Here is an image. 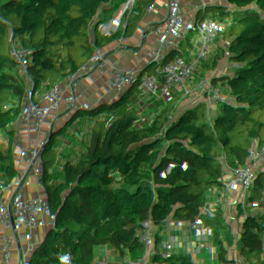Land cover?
<instances>
[{
  "label": "trees",
  "instance_id": "obj_1",
  "mask_svg": "<svg viewBox=\"0 0 264 264\" xmlns=\"http://www.w3.org/2000/svg\"><path fill=\"white\" fill-rule=\"evenodd\" d=\"M116 2L0 0V223L46 195L55 177L90 163L104 138L122 123L120 118L98 130L92 153L88 148L73 166L59 162L62 150L53 153L59 140L75 130L63 84L67 78L69 89L75 88L69 79L73 58L54 40L71 37L89 49L83 22L87 13L95 19L97 38L105 21L118 32L122 19L114 10ZM138 2L124 5L137 11ZM145 45L144 39L136 56ZM259 52L264 53V0L247 4L234 19L208 20L192 39V56L211 65ZM192 98L187 128L192 139L187 144L178 139L179 146L171 148L185 155L179 167L187 174L182 187L187 184L196 195L191 207L172 210L185 218L189 231L178 234L173 246L164 232L134 249L135 240L127 236L100 256L93 229L100 221L94 215L78 230L48 241L57 248L51 264H264V72L247 73L236 90L200 85ZM143 173L152 178L150 168ZM136 188L146 187L132 182L123 194ZM177 192L167 194V200ZM114 202L111 194L99 207Z\"/></svg>",
  "mask_w": 264,
  "mask_h": 264
},
{
  "label": "crops",
  "instance_id": "obj_2",
  "mask_svg": "<svg viewBox=\"0 0 264 264\" xmlns=\"http://www.w3.org/2000/svg\"><path fill=\"white\" fill-rule=\"evenodd\" d=\"M130 1L117 0L115 3L114 10L122 19V25L118 32H116L111 23L105 21L108 22V34L107 36L106 34L103 35L104 26L102 25L103 32L97 38L96 26L90 31L91 27L89 28L85 23L86 34L91 41V47L89 49L101 55L109 56L120 69L124 79H137L138 81L147 82L151 76L164 78L172 66V54L184 42L193 37L189 29L196 21L199 6L193 0H139L135 9L138 7L136 10L140 8L141 10L140 12H135V10H130L124 5V2ZM224 6L226 16L230 17L232 12L239 6L238 0H224ZM119 7L122 10L118 11ZM174 9L177 10L176 14L173 13ZM137 16H143L144 18L142 20L148 22L147 29H135L133 26L128 25L129 20L132 18L136 19ZM136 20L138 22L142 21L140 19ZM92 23L94 24V22ZM118 35L121 36L120 47L118 51L110 54V41ZM144 39L146 40L145 48L139 56H136V49ZM66 49L68 51V47ZM129 57L134 60L136 59L135 62L127 64L126 59ZM234 59L236 60L234 67L238 74L249 73L260 68V63L253 60L252 55ZM225 62V59L220 60L214 66L226 64ZM69 77L74 83L72 73ZM63 80L71 103V115L75 118V130L67 133L59 140L53 149V153L59 150L68 151L73 147L86 131L82 129H85L84 127H86L88 120L84 115L86 111L85 99L87 90L78 89L75 85L74 90H71L68 87V79L63 78ZM209 83V85L223 84V78L219 75L217 67H214L211 71ZM200 85L198 83L190 87L187 91H185L183 82H178L173 85L174 98L171 100L170 96H166L164 102L161 103L165 113L164 127L162 130L165 137L162 139L161 131L157 125L151 124L143 126L141 130V142L145 150L158 151L163 148L175 147L169 146L166 143L167 140L183 139L186 144L191 141L192 136L189 135L187 128L192 121L194 109L192 96L196 94L197 88ZM138 100L136 94L130 93L124 100L120 101L114 111L104 113L98 125L97 132L98 130L102 132L110 126L116 125L115 123L117 121L114 122L110 118L112 114H120L122 118V123L119 126L116 125L109 134L112 136V139L107 140L109 136L104 138L103 145L91 156L92 160L90 163L74 166L67 173L64 172L60 178L66 183L67 191L52 200L41 202L34 218H23L25 224H31L33 222L37 227L39 235L49 233L52 238L63 233L70 234L78 230L87 220L77 221L69 217V208L72 199L94 200L100 204L112 194L108 188V183L117 176V166L112 163V160L122 156V151L126 145L127 121L137 115L136 107ZM127 106H133V108ZM70 138H73V141ZM86 147H83V152L87 151ZM88 148L91 149L92 153L93 149L91 144ZM83 157L85 155L79 159L81 160ZM77 161L69 166L75 165ZM59 162L64 166L61 161ZM147 168H150L151 179L148 180L147 175L143 172H134L133 178L130 179L127 185L132 182L136 185L143 184L146 188L154 185L158 175V168L155 164H149ZM186 176L185 170L182 168L177 170L172 177L167 191L158 198L152 212L145 215L146 219L151 220L154 214L164 209L177 210L193 205L196 195L189 192L186 186L187 184H185L184 188L182 187V184L186 181ZM176 189H178L177 196L173 200H167L166 195ZM48 195L49 192L43 197L47 198ZM21 213L24 214V210ZM176 215L180 216V213ZM142 220L139 218L133 224L126 227L122 225L112 227L104 225L101 222L98 223L93 229L94 237L99 247V255L109 254L127 236L133 237L135 240L133 245L134 249L163 232L160 227L157 228L153 224L145 225ZM185 221L183 217L184 225ZM1 225L2 223H0ZM0 234L8 235L6 231L1 230V227ZM48 241L43 238L31 239L24 230L18 237L12 238L8 248L2 254L0 264H13L20 261L22 262L19 264H51L57 248L48 246ZM261 251H264V245Z\"/></svg>",
  "mask_w": 264,
  "mask_h": 264
},
{
  "label": "built area",
  "instance_id": "obj_3",
  "mask_svg": "<svg viewBox=\"0 0 264 264\" xmlns=\"http://www.w3.org/2000/svg\"><path fill=\"white\" fill-rule=\"evenodd\" d=\"M198 6L196 21L189 31L193 37L200 31L208 20L226 18L224 0H193ZM258 0H238L240 7L254 3ZM173 13H177L174 9ZM128 25L135 29H147L148 22H138L135 18L129 20ZM184 42L172 56V66L166 77L151 76L147 82L137 79H124L120 69L114 64L109 56L101 55L91 49H82L71 37L64 40H54L57 46L68 51L73 58L72 79L78 89H86L85 108L90 121L89 126L82 138L76 142L68 151H60L58 160L64 165H71L81 156L85 155L83 147L95 142L98 125L104 113L116 109L120 101L124 100L130 93L138 96L136 107L137 115L127 121L126 145L121 157H116L112 163L117 166V176L108 183V188L115 197V202L110 206L99 207L100 204L94 200L81 198L72 199L69 208V217L73 220L84 221L94 215L98 220L108 226H130L139 218L143 219L145 225L153 224L160 227L168 243L180 233L188 232L183 219L175 216L171 209H164L154 214L151 220L145 215L152 212L158 198L167 191L174 174L185 161V155L171 148H163L158 151L145 150L141 142V130L145 125H157L161 131L162 139L165 113L161 106L166 96L174 98L173 85L183 82L185 91L200 83L209 85V77L214 67H217L219 75L223 78V84L236 90L247 73L238 74L235 70V59L227 58L226 64L217 66L197 60L192 56V39ZM121 36L111 39L109 53L118 51ZM67 50V49H66ZM253 60L260 63L261 72H264V53L259 52L252 55ZM135 60L127 58L126 63L132 64ZM233 64V65H232ZM258 69V70H259ZM133 108V106H127ZM111 120L116 122L121 118L120 114H112ZM110 135L107 140H111ZM149 164H155L158 168L156 183L150 188H136L123 194L124 188L133 178L134 172H144ZM67 191V185L60 177H55L54 184L49 190L47 198L42 197L36 202L29 204L21 212L15 213L9 220L2 223L1 230L8 235L0 234V260L2 254L8 248L12 238H16L22 231H26L29 238L46 240L52 239L49 233L40 234L33 222L25 224L23 218H34L40 203L52 200L63 195ZM233 264H249V261L237 260Z\"/></svg>",
  "mask_w": 264,
  "mask_h": 264
},
{
  "label": "rangeland",
  "instance_id": "obj_4",
  "mask_svg": "<svg viewBox=\"0 0 264 264\" xmlns=\"http://www.w3.org/2000/svg\"><path fill=\"white\" fill-rule=\"evenodd\" d=\"M34 1V3H37V1H39V0H33ZM56 1V0H55ZM243 9H244V7H240V6H237V8L232 12V15L230 16V18H232V19H234L235 17H236V15L237 14H239V13H242V11H243ZM120 10H122L121 9V7H119L118 8V11H120ZM140 10H141V8L140 9H138L137 11H135V12H140ZM83 21L87 24V26H89V28L91 27V29H90V31L92 30V29H94V26H95V19L92 17V16H90V15H88V13L87 14H85V16H84V18H83ZM92 22H94V24L92 23ZM103 26H104V34L103 35H105L106 34V36H107V34H108V32H107V30L109 29V27H108V22H104L103 23ZM259 71H261V69H259ZM179 142H181L180 140L178 141V140H167V144L170 146H179ZM175 239H172L171 240V245L173 246L174 245V241ZM45 242V241H44ZM45 244V243H44Z\"/></svg>",
  "mask_w": 264,
  "mask_h": 264
}]
</instances>
